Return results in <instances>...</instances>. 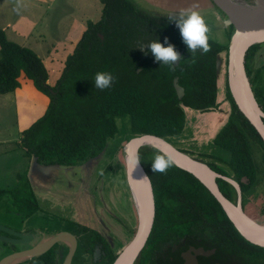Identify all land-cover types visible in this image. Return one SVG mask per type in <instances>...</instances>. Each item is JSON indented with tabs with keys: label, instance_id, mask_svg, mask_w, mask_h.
<instances>
[{
	"label": "trees",
	"instance_id": "1",
	"mask_svg": "<svg viewBox=\"0 0 264 264\" xmlns=\"http://www.w3.org/2000/svg\"><path fill=\"white\" fill-rule=\"evenodd\" d=\"M103 2L102 18L88 22L54 85L48 83L49 71L44 60L32 48L9 40L5 30L0 28V94L14 92L21 86V77L25 76L50 98L45 113L20 136L19 146L38 164L69 168L97 158L106 149L108 139L118 133L116 117L119 116L130 115L132 136L160 132L177 137L186 126L184 107L204 112L220 105L218 61L219 54L228 50V43L221 44L209 36L211 51L203 54L198 50L193 56L183 43L176 24L169 22V16L145 14L128 0ZM231 34L232 31L229 37ZM165 39L181 57L174 63L175 70L155 62L149 48L145 52L141 50V44L153 40L164 44ZM259 53L264 58V43L249 49L246 69L264 110V62L253 67ZM97 72L112 74L111 87L103 90L95 87ZM176 77L184 89L182 97L174 86ZM227 95L232 111L213 142L231 153L227 164L242 191H246L255 185L259 173H264V141L239 111L228 86ZM255 147L260 153L262 167ZM156 154L163 153L149 146L140 150V159L155 191V226H181L183 214L188 211L190 218L200 220L221 236L226 228L236 235L238 242L264 249L241 235L216 198L191 173L175 163L166 173H154L151 163ZM214 168L228 175L226 170ZM217 181L236 193L228 181L222 178ZM1 193L5 190H0ZM24 200H28L31 210L37 208L31 197L19 201L23 203ZM108 247H104L108 256L102 264H111L115 260L116 255Z\"/></svg>",
	"mask_w": 264,
	"mask_h": 264
},
{
	"label": "rangeland",
	"instance_id": "2",
	"mask_svg": "<svg viewBox=\"0 0 264 264\" xmlns=\"http://www.w3.org/2000/svg\"><path fill=\"white\" fill-rule=\"evenodd\" d=\"M128 1L145 14L161 17L179 15L184 10H195L205 19L210 29L209 36L211 38L220 43L227 44L229 42V33L223 30L225 29L224 22L214 11L207 8L210 6L209 2H205L206 8H196L199 0ZM103 8V0H0V28L5 30L9 40L32 48L44 60L49 71L48 83L54 85L61 76L68 55L73 52L83 32L87 29L88 22L99 21L103 15ZM218 28H221V31ZM223 53L225 54L221 55V58L219 56V60H222L221 71L224 77V90L221 94H223L224 99L219 101L220 105L215 110L201 111V113L193 112L195 114L190 118L187 130L175 137V141L179 142L191 155L214 167L222 164L219 161H228L231 158V153L228 150L215 145L213 142V136L219 128L216 127V122L218 124L220 122L221 126L232 111L227 95L228 52ZM263 62L264 58L259 53L254 58L253 67L257 68ZM21 81L23 88L27 87V95L24 97L23 104L34 121L41 116L45 107L48 106L50 98L39 91L32 80L23 76ZM2 99H10V102L0 103V140L4 141L0 142V190L8 188L21 194V191L18 190L23 183L18 180L19 173L21 172L22 176L27 175L26 171L31 162L30 158L26 156L25 149L19 146L20 134L15 121L17 119L15 93L0 94V100ZM116 123L118 133L115 137L108 139L107 149L99 157V159L102 158L99 169L91 166L82 170L86 177L84 182L92 184L90 183L93 182L92 176H95L102 168V179L100 181L98 179L96 186L93 183V188L90 189L94 194L91 202L96 207L101 205L100 209L103 213L109 214V220L104 218L103 223L109 226L110 235L118 234L116 236L117 242L115 239L111 240L115 245L109 242L115 250L117 248L125 249L129 245L138 226L137 203L128 181L124 157V146L133 135L130 129L131 117L128 114L116 117ZM254 145L259 147L257 144ZM256 147V156L259 160L260 153ZM259 163L262 167L260 160ZM222 165L223 170H228L227 172L233 175L227 164L223 163ZM71 173L65 170L56 183L60 185L62 180H65V177L70 176ZM96 178H100V176ZM10 182L12 183L10 184ZM252 188H254L253 191ZM85 198L88 196H84ZM19 199L22 197L17 199L14 206L20 205ZM41 205L42 207L36 209L33 215H27L28 211L22 212L19 207L16 209L2 197L0 200V223L5 222L16 227H29L36 225L41 215L46 219L53 217L57 223L58 221L62 222L59 217L60 214L57 212L62 210L68 212L64 203L62 205L57 204L54 209L50 208L49 201L43 202ZM244 205L247 212L255 215L256 219L264 223L263 172L259 173L255 186L246 192ZM87 206L90 209L93 208V205L87 204ZM0 246L2 245L0 244ZM9 252H11V248L1 253L0 259ZM75 264H89L86 251L80 250Z\"/></svg>",
	"mask_w": 264,
	"mask_h": 264
},
{
	"label": "water",
	"instance_id": "3",
	"mask_svg": "<svg viewBox=\"0 0 264 264\" xmlns=\"http://www.w3.org/2000/svg\"><path fill=\"white\" fill-rule=\"evenodd\" d=\"M219 11L224 15V23L232 31L228 42L227 82L232 97L243 115L255 127L264 141V110L255 96L253 86L246 69V56L249 49L264 42V0H246L243 7L230 5L224 0H212ZM236 8L240 10L237 11ZM103 38V35H101ZM174 86L179 97L184 95V89L179 79H174ZM154 147L164 155L170 157L177 166L196 177L216 198L223 210L234 223L237 230L250 242L264 247V224L259 223L245 212L242 206V191L239 183L231 176L223 175L212 169L207 163L191 155L175 137L160 132H144L132 136L124 146V157L127 167V176L130 187L135 195V201L141 203L142 211H138V228L129 245L121 252L112 264H138L146 243L152 232L156 217V200L152 180L141 159L140 150L143 147ZM138 156L140 163L134 169L129 166V157ZM36 163V162H35ZM38 164V163H36ZM132 173L134 188L132 187ZM147 177V178H145ZM218 178L231 183L238 192L237 202L227 198L218 185ZM131 180V181H130ZM0 230L10 234H19V231L0 224ZM71 236L74 247L71 249L65 264H70L77 244V238L70 233H60L54 237L52 243L64 240ZM0 241L14 244V238L0 235ZM6 251L1 250L2 252ZM44 251L43 247H34L19 254L36 256ZM198 253H205L203 248ZM15 254H10L0 260V264H10ZM187 264H197L194 258H188Z\"/></svg>",
	"mask_w": 264,
	"mask_h": 264
},
{
	"label": "flooded vegetation",
	"instance_id": "4",
	"mask_svg": "<svg viewBox=\"0 0 264 264\" xmlns=\"http://www.w3.org/2000/svg\"><path fill=\"white\" fill-rule=\"evenodd\" d=\"M224 1L228 4V6L232 5L231 2L227 0ZM205 2H209L210 6H207V8L214 11L216 15H218V17L224 22V15L221 11H219L212 0H199L196 8H206ZM220 29L218 28L219 31H221ZM223 30L228 31V33L231 32V30L226 26ZM147 49L148 44H144L141 48L143 52H145ZM155 62L158 61L155 60ZM219 162L222 164H227V161L224 160ZM207 164L219 173V171L212 165L209 163ZM221 165L219 164L217 167L222 168L223 165ZM227 176H231L233 178L231 173H228ZM218 185L227 198L235 203L237 202L238 192L234 186L233 187L236 190L235 194L232 191L226 189L219 181ZM253 190L254 188H252V191ZM225 191L230 196L226 195ZM247 191L248 190L242 191V206L245 211L246 209L244 208V201ZM33 200L35 201L34 197ZM16 202V200H13V204ZM27 202L28 200L23 201L25 206H28ZM41 204L38 202L36 209L42 207ZM57 204L53 203L50 208L54 209ZM36 209L31 210L29 208L27 215H33ZM57 213L60 214L59 217L62 219V222L58 221L56 223V221L53 220V217H48L46 219L43 215H41L37 221V224L32 226L30 225L29 227H16L10 226L5 222L0 223L2 225L9 226L21 233V235L10 234L0 230V235L14 238L16 241L14 244L0 241V244L2 245L0 246V251L11 248V252L5 254L2 256V258L10 254H15L16 256L12 258L13 261L17 260V258L19 259V257L24 258H20V261L10 264H65L71 249L74 247V243L70 235L66 236L64 240L52 243L54 237L60 233H70L77 238V244L75 246L76 250L70 259V264L76 263V259L80 250L86 251L89 264H102L104 258L108 256L107 252L104 250L105 245L109 246L108 248H110V251L116 255L115 260L124 250V248H117V246H115V248H117V250H115L113 246L111 247L109 244L110 242L115 245V243L111 240L115 239V242H117V239L116 236L110 235L109 226L103 223V218L99 217L101 215L86 214V218H82L77 221L74 219V217H71V214H69L67 210H62ZM246 213L259 223H263L256 219L255 215H251L247 211ZM183 215L184 224L181 226H155V221L150 237L144 248L143 255L138 264H187L188 258H190V260L194 258L195 263L197 262V264H264V249L252 247L250 244L244 243L243 241L238 242L236 235H233L230 233V231H226V228H223L224 236H221L219 232L213 231L209 226L204 225L200 220L193 217L190 218L188 211H185ZM156 218L157 214L155 219ZM46 237H51V239L42 246V239L44 240ZM34 247H43L44 251L36 256L19 254L24 251H29ZM200 248H203L205 253L196 252V250Z\"/></svg>",
	"mask_w": 264,
	"mask_h": 264
},
{
	"label": "crops",
	"instance_id": "5",
	"mask_svg": "<svg viewBox=\"0 0 264 264\" xmlns=\"http://www.w3.org/2000/svg\"><path fill=\"white\" fill-rule=\"evenodd\" d=\"M225 51L226 50L222 51L219 54L220 58H221V55L225 54V53H223ZM226 53H227V51H226ZM218 67L220 69V73H219L218 77H219V88L221 91V92L219 91V100L218 101H222L224 99L223 94H221V93H223V90H224V85H223L224 77H223V74L221 71V69H222V60L221 59L218 61ZM21 79H23V76L21 77ZM26 88L27 87L23 88V83L21 81V86L14 91V93H15V106H16V112H17V119L15 121H16V124L18 126V133L20 134V136H21V132L23 130H25L26 128H28L35 121V120L34 121L32 120L33 118L30 117V114H29L27 108L24 107V104H23L24 97L27 95V91H26L27 89ZM8 102H10V99L0 100V103H8ZM47 107L48 106L45 107V110H43L41 116L45 113ZM184 109H185V113H186V126H185L184 131H186L188 128V125L190 124V118L192 117V115L195 114L193 112H200L201 113V111L195 110V109H192L189 107H184ZM229 116L225 119V122H223L222 125L226 124V122L229 119ZM218 118H220V117H218ZM215 125H216V127H219L216 130V133H217L219 131V129L222 127V125L220 126V122H219V124L216 122ZM215 125H212V126H215ZM215 134H214V136H215ZM214 136H213V139H214ZM0 142H4V141L0 140ZM19 142H20V138H19ZM105 150H104V152H105ZM104 152L100 156H102L104 154ZM100 156H98L97 158L91 159L90 161L86 162L83 165H79V166H75V167H69V168H64V167H59V166H45V165H41V164H36L34 159L30 158L29 160L31 162V165H29L28 170L26 171L27 175L22 176L21 172L19 173L20 177L18 180L20 181V183H23V185H21L20 189L18 190V191H21V194H18V192H16L13 189L3 188L2 190H5V193L0 196V200L2 197H4V199L7 203H10L11 205L14 206L13 200L17 201V199L20 196L22 198L23 197H26V198L31 197V200H33V197H34L35 201L37 203L38 202L43 203V202L49 201L50 207H51V205H53V203L54 204L58 203L60 205H62L64 203L67 207V208L66 207H64V208L68 209V213L71 214V217H74V219L77 221H79V219L86 218L87 217L86 214H90V215L99 214V215H101L99 217H101L103 219L105 218L106 220H109L108 215H105V213H103L102 209H100L101 205L99 207H96L94 205V203L91 202V199L94 198V194H93V191H90V189L93 188L92 187L93 183H94V186H96V182L98 181V179H99V181L102 179V177H103V175L101 174L102 168L100 169V171L95 176H92L93 182L92 181L90 182L92 184H89V183L87 184L86 182H84V179L86 177H85V173L82 171L84 169L90 168L91 166H93L95 169L96 168L99 169L100 160L102 159V158L99 159ZM95 161L97 163H94ZM225 161H227V160H225ZM65 170L72 172V173L70 176H66L65 180H62V183L60 185H58L56 183V181L59 178V176H62V174L65 172ZM97 176H100V178H96ZM79 179H81V180H79ZM11 183L12 182H10V184ZM84 196H88V198L84 199ZM91 196H92V198H91ZM19 203H20V205L18 204V206H16V205L14 206V207H16V209H17V207H19V209L22 212L29 210L28 206H25L22 202H19ZM87 204L93 205V208H91V209L88 208ZM83 205H85V207H83ZM138 218H139V215H138ZM115 236H118V234Z\"/></svg>",
	"mask_w": 264,
	"mask_h": 264
},
{
	"label": "clouds",
	"instance_id": "6",
	"mask_svg": "<svg viewBox=\"0 0 264 264\" xmlns=\"http://www.w3.org/2000/svg\"><path fill=\"white\" fill-rule=\"evenodd\" d=\"M169 22H174L180 31L183 43L194 56L198 50H202L203 54L211 51L209 44L210 29L205 19L195 10H184L177 15L168 17ZM167 44V46H164ZM143 46V44H141ZM148 48L155 60L162 62L163 65H168L175 70L174 63L181 59L180 54L175 50V47L168 43L165 39L164 44L153 40L148 43ZM114 77L109 72H97L95 74L94 84L98 89H106L111 87ZM129 166L132 169L136 168L140 163L138 156L129 157ZM173 161L170 157L164 154H156L152 160L151 166L154 173H166L172 167ZM147 178V177H145Z\"/></svg>",
	"mask_w": 264,
	"mask_h": 264
},
{
	"label": "bare ground",
	"instance_id": "7",
	"mask_svg": "<svg viewBox=\"0 0 264 264\" xmlns=\"http://www.w3.org/2000/svg\"><path fill=\"white\" fill-rule=\"evenodd\" d=\"M227 1L231 2L233 5L238 6V7H243L245 5V2H246V0H227ZM236 10L239 11L240 9L236 8ZM133 181H134V178H133V173H132V185H133L132 187L134 188V182ZM137 209L141 213V211H142L141 203L138 200H137ZM50 239H51V237H46L44 240L42 239V242H41L42 246L44 243L49 242ZM20 258H24V257H19V259L17 258V260H14V261L12 260V261H10V263L20 261L21 260Z\"/></svg>",
	"mask_w": 264,
	"mask_h": 264
}]
</instances>
